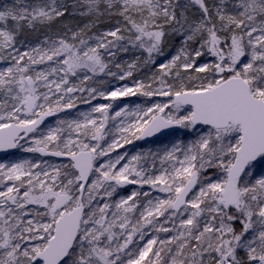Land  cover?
<instances>
[{"label": "snow or ice", "instance_id": "snow-or-ice-1", "mask_svg": "<svg viewBox=\"0 0 264 264\" xmlns=\"http://www.w3.org/2000/svg\"><path fill=\"white\" fill-rule=\"evenodd\" d=\"M0 154V264H264V0H4Z\"/></svg>", "mask_w": 264, "mask_h": 264}, {"label": "rangeland", "instance_id": "rangeland-1", "mask_svg": "<svg viewBox=\"0 0 264 264\" xmlns=\"http://www.w3.org/2000/svg\"><path fill=\"white\" fill-rule=\"evenodd\" d=\"M4 2V0H0V3H3ZM122 83V82H121ZM129 98H122V100H124L125 102H127V100H128ZM132 99H135V98H132ZM97 101H94L93 103H96ZM99 102H101V103H104V102H106V101H103V100H101V101H99ZM87 105H79L78 106V110H80V111H84V110H86L87 109ZM73 114H75V112L77 111V110H70ZM64 114L63 113H61L60 114V116H63ZM58 117H54V118H52V119H50V121L49 122H47L46 124H55V121H56V119H57ZM43 127V126H42ZM133 145H135V147L133 146ZM133 145H125V147L124 148H122V149H118L117 151H119V152H123V151H125V150H128L130 153L131 152H135L136 150H138L139 148H147V147H150V146H153V145H151V143H150V141H148V142H144V141H134L133 142ZM15 154H16V156L18 157V158H35L36 156H38V154H32V153H23V152H21L20 150H17V152H15ZM114 155V154H113ZM4 158H7V157H3V158H0V159H4ZM44 159H47V160H49L51 163H61V162H66V160L65 159H63V160H61V159H58V158H55V157H44ZM131 187H134V186H130V188ZM130 188L129 189H126L122 194H128V191L130 190ZM145 190H147V189H145Z\"/></svg>", "mask_w": 264, "mask_h": 264}, {"label": "water", "instance_id": "water-1", "mask_svg": "<svg viewBox=\"0 0 264 264\" xmlns=\"http://www.w3.org/2000/svg\"><path fill=\"white\" fill-rule=\"evenodd\" d=\"M52 118H54V117H48V118L46 119L45 123L49 122L50 119H52ZM145 142H148V141H145ZM11 151L14 153V152H16L17 150H11ZM38 155H39V154H38ZM3 157H5V156H4L3 154H0V158H3ZM55 158H58V157H55ZM58 159L63 160V159H65V158H58Z\"/></svg>", "mask_w": 264, "mask_h": 264}]
</instances>
